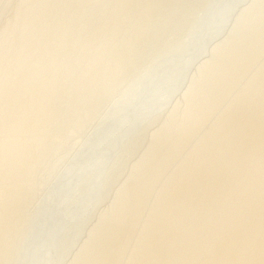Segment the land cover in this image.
Wrapping results in <instances>:
<instances>
[{
	"label": "bare ground",
	"instance_id": "1",
	"mask_svg": "<svg viewBox=\"0 0 264 264\" xmlns=\"http://www.w3.org/2000/svg\"><path fill=\"white\" fill-rule=\"evenodd\" d=\"M0 264H264V0H18Z\"/></svg>",
	"mask_w": 264,
	"mask_h": 264
},
{
	"label": "rangeland",
	"instance_id": "2",
	"mask_svg": "<svg viewBox=\"0 0 264 264\" xmlns=\"http://www.w3.org/2000/svg\"><path fill=\"white\" fill-rule=\"evenodd\" d=\"M7 1H9V0H6L5 2H4V4H5V7L6 6H8V7H6V8H4V9H2V13H0V27L8 20V19H10V18H12V16H13V14H14V9H15V6H16V2L18 1H16V0H10V4H8V2ZM7 3V4H6ZM220 3V2H219ZM3 4V5H4ZM223 4V3H222ZM225 4V3H224ZM223 4V5H224ZM6 9V10H5ZM213 20H214V18L213 17H209L208 18V20H207V22H208V24L210 25L212 22H213ZM167 56H165V57H163V59H161V61L162 60H164V58H166Z\"/></svg>",
	"mask_w": 264,
	"mask_h": 264
}]
</instances>
